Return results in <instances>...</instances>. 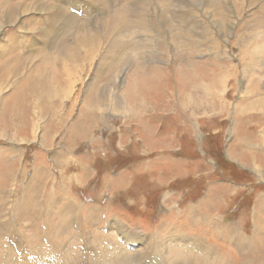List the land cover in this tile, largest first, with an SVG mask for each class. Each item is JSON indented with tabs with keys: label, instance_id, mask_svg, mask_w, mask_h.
Returning <instances> with one entry per match:
<instances>
[{
	"label": "rangeland",
	"instance_id": "rangeland-1",
	"mask_svg": "<svg viewBox=\"0 0 264 264\" xmlns=\"http://www.w3.org/2000/svg\"><path fill=\"white\" fill-rule=\"evenodd\" d=\"M38 1L0 0V25H3L0 29V85L6 77L5 81H10L14 76L35 84L33 80L38 74L40 77L46 76L42 57L46 55L48 46L37 29L46 27V19L57 11L65 15L72 12L77 0H42L52 6L51 12L29 11L16 21L27 4ZM144 1L143 6L134 9V14L99 9L92 11L90 18L87 17L85 30L90 29L94 34L104 28L102 31L108 38L116 29V39L122 41L119 48L122 59L114 60L118 63L110 65L105 72L87 71L89 75L85 82L90 85L95 79L90 89L93 93L89 95L90 90L85 92V84L78 85L79 102L76 108L72 107L71 101L63 103L65 114L62 121L50 114L44 116L41 123L49 122L46 126L48 129H45L46 136L51 133L50 124L53 130V134L46 137V142L42 129L35 136L33 130L27 127L19 130L17 121L11 122L14 112L10 107L15 106L16 100L17 104H27V116L33 115L30 107L38 92H30L31 95L24 93L16 98L11 88L2 94L0 101L5 102L4 106L9 105L8 111L2 109L3 116L0 115V132L7 130L6 135L0 136V264L19 259L18 246L47 249L45 254L51 257L46 262L60 264L59 259L61 263L63 259L49 253L54 245H61L64 250L72 252L74 258H78V264H107L110 260L103 256V249L111 252L113 247L121 245L133 262L135 256H139L138 248L143 244H153L151 252L156 255V240L167 239L173 233L188 238L191 245L195 242L200 244L205 250L200 252L196 247L180 242L181 251H174L170 264H260L264 261V131H261L264 119L260 124L258 122V118L261 119L264 114L261 111L252 114L257 123L250 124V127L256 129L255 133L253 128L247 129L249 124L246 128L239 124L249 115L234 114L237 106L244 107L257 100V94L250 93L248 98L245 91L256 93L264 90V79L262 86L259 79L255 81V85L259 84L258 89L249 87L254 75L255 78L264 77V67L249 70V75L244 79L235 78L231 71L220 70L217 63L226 60L222 57H217L215 68H212L209 62L216 59L217 51L209 47L212 44L209 32L218 34V27L208 16L199 13L200 16L194 18L172 17L171 9L180 8L181 2L186 0H177L175 8L171 5L175 0ZM218 1L219 6L224 3L223 0ZM231 4L236 9L237 18H230L228 12L220 8L219 16L225 25L228 22L233 24L230 21L237 19L230 36L224 37L227 32L217 35L220 49L231 48L230 43L239 37L238 30H241L245 38L259 46L264 57V2L243 0L240 3L231 0ZM192 6V10H201ZM112 11L120 14V17ZM161 11L165 12L164 16H161ZM4 19L11 24H3ZM103 19L107 20L100 26ZM184 22L188 23L187 26ZM249 24H258L256 34L260 36L251 38L253 31L247 29ZM69 27L58 38L53 55L47 59L53 78L60 70V54L67 48L78 50V41L74 39L79 37L77 32L80 29ZM139 29H142L141 33ZM137 41L140 47L135 50ZM116 42L114 40V47ZM178 48L181 49L180 56ZM232 53L233 60L238 63L237 47ZM15 59L16 64L10 65ZM96 64L95 61L94 66ZM189 64L191 71L185 70ZM14 68L17 70L15 73L12 72ZM205 68L212 69L207 72ZM162 71L166 72L163 76L160 74ZM92 73H97V76ZM217 74L225 78V84L214 85L213 94L220 97L218 102L226 103L227 110L207 112L208 105L214 100L213 94L206 95L208 100H200L201 95L192 91L190 85L202 78L211 82L213 75ZM116 78H120V82L112 85ZM129 83L134 85V92ZM183 88H188L193 95L184 98L181 94V90H185ZM194 96L199 100L195 107L182 106L183 102ZM261 96L264 97V93ZM54 99L58 100L53 98L51 101ZM140 99L147 100L141 113L137 110L143 103ZM89 100L90 103L98 102V111L95 108L82 110V101L87 106ZM126 104L131 112L137 110L135 115L124 114ZM69 107L70 112L67 111ZM77 126L88 129L85 137L71 130ZM55 130L60 133L57 137ZM11 135H16L17 139ZM241 136H253L258 142L251 143L247 139L249 143L238 144ZM234 154L239 157L235 158ZM128 230L135 231V234L130 233L131 237H127L125 232ZM134 238L141 243L136 245L137 248L130 240ZM126 239L131 245L124 243ZM84 242L89 244L86 247L92 249V259L88 257L86 247L76 255L75 245L78 244L80 249ZM40 260L37 257V261ZM17 262L23 263L21 260ZM138 262L154 264L151 259Z\"/></svg>",
	"mask_w": 264,
	"mask_h": 264
},
{
	"label": "bare ground",
	"instance_id": "bare-ground-1",
	"mask_svg": "<svg viewBox=\"0 0 264 264\" xmlns=\"http://www.w3.org/2000/svg\"><path fill=\"white\" fill-rule=\"evenodd\" d=\"M224 3H220L221 6H219V1L218 0H186L184 2H181V7L178 8V9H174L177 5V0H175L171 5L174 7L170 13L172 15V17H177L178 18H186L188 16L190 17H196L199 13L200 14H205L206 16H208V18L212 21V23L218 27V34L222 35L224 34V32H227L225 33L224 37L227 38V36H230L233 31L232 29H234L235 27V24H236V20L234 19L233 21H230L231 23L233 24H230L228 22V24H224L222 23V19H221V16H219L221 10L220 8H224L228 13L227 15L231 17L234 16V18H237V12H236V9L232 7V4H231V0H223ZM222 1V2H223ZM239 1L240 3L243 1V0H237ZM71 2V1H70ZM227 2V3H225ZM250 2H264V0H250ZM9 3V2H8ZM11 3V2H10ZM14 3V2H13ZM72 3V2H71ZM150 3V2H149ZM6 4V3H5ZM51 4V2H50ZM145 4V1L144 0H77L75 1L74 3V6L72 7V12H70L69 14L65 15L63 14L62 12H58L55 13V14H52L51 16H49L48 19H46V27H41L40 30H38L39 34L45 38V45L48 46V51L46 53V55H44L42 57V60L44 63V67H46V76H43V77H40V74H38L36 76V78L33 80V82L35 84L32 83H28V82H25L21 80H18V78H13L10 79V81H5L7 79H4L0 85V99L2 97V94L5 93L8 89H11L13 88V91H14V96L17 98L18 95H22L24 93H29V95H31L32 93H35V92H38V95L36 97V100L33 102V104H31V109L33 110V115L32 116H27V104L26 103H20V104H17V100L16 102H14L15 106H11V112H14V114H11L12 115V121L11 122H14V121H17V125L19 124V130L23 129L22 127H27L31 130H33V133L35 134V136L37 135V131H39L40 129H42L45 133H44V139H45V142H46V137L49 138L50 135L53 134V130L51 128V124H50V134L46 136V131L45 129H48L46 126L47 124H49V122L45 121L44 124L41 123L42 119L44 118L45 119V115L46 114H50L52 115L53 117H55V119L58 118V120H63L64 118V114H65V110H64V107H65V103L66 101H71L72 103V107L73 108H76L77 106V103L79 102V96L77 95L78 92H79V88H78V85H86V88H85V92L89 91L92 87V85L94 84L95 82V79H93V81L90 83V85H88L85 80L87 79V75H89L88 72H92V71H95V70H98V71H106L108 70V68L110 67V65L114 64V63H118V62H115V61H120L122 59V54L120 55L119 54V48L121 49V42L117 41L116 39V34L118 32H116V29L115 31L113 32V34L111 36H113V38L110 37H106L105 35V32L102 31L104 28H100L99 30H97L96 34H94V32H92V30L90 29H86L85 30V24L87 23L86 22V19L87 17L90 16V14H93L92 11H95V10H99V9H103L104 12L105 11H111V10H119V11H127L129 14L133 11L134 9H136L137 7H141ZM179 4V3H178ZM254 4H257V3H254ZM8 5V4H7ZM10 5V4H9ZM26 5V4H25ZM59 5V4H58ZM70 5V4H69ZM194 5L196 7H199L201 10L199 9H195V10H192L191 9V6ZM253 5V4H252ZM4 6V5H3ZM18 6V5H17ZM28 6V7H27ZM61 6V5H60ZM5 7V6H4ZM21 7V6H20ZM62 7V6H61ZM193 7V6H192ZM58 8V7H56ZM64 8V7H63ZM52 6L49 5L48 3H46L45 1H38L37 3L35 4H30V5H26V9L22 12H20L19 16L16 18V21H18L20 19V17L26 13H28L29 11H37V12H40V13H48V12H51L52 11ZM125 9V10H124ZM167 9V8H166ZM139 10V9H138ZM178 11V12H177ZM223 11V10H222ZM225 11V12H226ZM68 12V11H67ZM113 12V11H112ZM138 12V11H137ZM141 12V11H140ZM239 12V11H238ZM82 13V14H81ZM114 13V12H113ZM123 13V12H121ZM127 13V15H128ZM136 13V12H135ZM142 13V12H141ZM139 13V15L141 14ZM223 13V12H222ZM263 13V12H262ZM112 14V13H111ZM115 14V13H114ZM224 14V13H223ZM5 15V14H4ZM115 15H118V14H115ZM124 15V14H123ZM135 15L138 16V14L136 13ZM143 15V14H142ZM165 15V12L164 11H161V16H164ZM2 16V15H1ZM7 16V14H6ZM5 16V17H6ZM47 16V15H46ZM120 17V14L118 15ZM137 16H135V18H137ZM200 16V15H198ZM241 16V15H240ZM41 17V16H40ZM91 17V16H90ZM89 17V18H90ZM119 17H118V20H119ZM129 17V16H128ZM134 17V16H133ZM171 17V18H172ZM223 17V16H222ZM2 18V17H1ZM15 18V17H14ZM44 18V17H43ZM103 18V17H102ZM117 18V17H115ZM113 18V19H115ZM127 18V17H126ZM139 18V17H138ZM142 18V17H141ZM146 18V17H145ZM144 18V19H145ZM158 18V17H157ZM202 18V16H201ZM224 18V17H223ZM3 19V18H2ZM8 19V18H7ZM2 20V23L3 24H7L8 23V20ZM28 20L30 18H27ZM26 19V20H27ZM33 19V18H32ZM94 19V18H93ZM131 19V17H130ZM159 19V18H158ZM15 20V19H14ZM27 20V21H28ZM31 20V19H30ZM107 19H103L101 20V22L99 23L100 26L102 23L106 22ZM133 20V19H132ZM146 20V19H145ZM150 20V19H149ZM176 20V19H174ZM193 20V19H192ZM206 20V19H204ZM88 21V20H87ZM110 21V19L108 20ZM117 21V19H116ZM115 21V22H116ZM135 21V20H133ZM140 21V20H139ZM180 21V19H179ZM178 21V22H179ZM181 21H184V20H181ZM186 21V20H185ZM200 21V20H199ZM227 21V20H226ZM14 22V21H13ZM33 22V21H31ZM30 22V24H31ZM137 22H138V19H137ZM144 22V21H143ZM148 22V21H147ZM153 22V21H152ZM192 22V21H191ZM16 23V22H15ZM114 23V22H112ZM135 23V22H134ZM150 24V21L148 22ZM176 23V22H175ZM186 23V26H187V22H184ZM195 23V22H194ZM197 23V21H196ZM206 23V22H205ZM257 23H262V22H257ZM8 24H11V23H8ZM13 24V23H12ZM89 24V23H88ZM128 24V22H127ZM137 24V23H136ZM140 24V23H138ZM142 24V23H141ZM153 24V23H151ZM23 27L25 26V24H23ZM105 25V24H104ZM143 25V24H142ZM183 25V24H182ZM202 25V24H201ZM209 25V24H208ZM207 25V26H208ZM258 24H254V25H247V29L250 30V31H253V34L251 35V38L256 35V36H260V34H256V29L258 28L257 26ZM264 25V24H263ZM69 26H74V27H77L78 30L80 29L76 39H74L75 41L77 40L78 41V50H74V49H71V48H67L66 51H63L60 55V70L58 71V75L56 78H53V72H51V70H49V61H47V59H50L51 56L53 55V50H54V45L55 43L57 42L58 38L64 34V32L68 29H70ZM90 26V24H89ZM118 26V25H117ZM130 26V25H129ZM145 26V25H144ZM185 26V25H184ZM200 26V25H199ZM198 26V27H199ZM261 26V25H260ZM21 27V26H20ZM114 27V26H112ZM128 27V25H127ZM133 27V25H132ZM135 27V26H134ZM137 27V26H136ZM155 27V26H154ZM206 27V26H204ZM3 28V25H0V29ZM37 28V27H36ZM147 28V26L145 27V29ZM185 28V27H184ZM193 28V27H192ZM190 28V29H192ZM196 28V27H195ZM264 28V26H263ZM129 29V28H128ZM152 29V28H150ZM188 29V28H187ZM201 29V28H200ZM206 29V28H205ZM105 30V29H104ZM123 30V29H122ZM126 29H124L123 31H125ZM142 29H139V32L141 33ZM178 30V29H177ZM18 31V30H17ZM138 31V30H137ZM195 31V29H194ZM262 31V30H260ZM148 32V31H147ZM150 32V31H149ZM239 32V37L232 43H230L232 45L231 48H227L225 50H221L220 49V43H219V40L217 38V35L216 33L210 31V37H209V40H210V43H212L211 45L209 44V47L210 49H214L217 51V54H216V59L215 60H212L209 62V65H212V68H215V63H216V60H217V57L218 59L219 58H224L226 59L224 62H218L217 63V67L222 70V71H231L234 73L235 75V78H246L247 75H249V70H252V69H256V70H259L260 68L259 67H264V57L261 56V49L259 48V46L252 40L248 39L247 37L245 38L244 37V34L241 33V30H238ZM11 33V32H10ZM29 31L26 30V34H28ZM67 33V32H66ZM65 33V34H66ZM104 33V34H103ZM108 33V32H107ZM128 33V32H126ZM139 33V34H140ZM247 33V32H246ZM245 33V34H246ZM249 33V31H248ZM259 33V32H258ZM9 34V33H8ZM22 34V33H21ZM130 34V32H129ZM143 34V33H142ZM152 34V32H151ZM156 34V32H155ZM153 33V35H155ZM193 34V33H192ZM196 34V33H195ZM76 35V34H75ZM109 35H110V32H109ZM120 35V34H119ZM144 35V34H143ZM146 35V34H145ZM149 35V33L147 34ZM152 35V36H153ZM158 35V34H157ZM181 35V34H180ZM11 36V35H10ZM32 36V35H31ZM151 36V35H149ZM191 36V35H190ZM203 36V35H202ZM28 37V36H26ZM37 37V36H36ZM76 37V36H75ZM196 37V36H195ZM200 37V36H199ZM204 37V36H203ZM12 38V37H11ZM33 38V37H32ZM110 38L112 39L110 42ZM125 38V37H124ZM2 39V38H1ZM42 39V38H40ZM122 39V38H121ZM139 39V38H138ZM141 39V38H140ZM155 39V38H154ZM190 39V38H189ZM193 39V38H192ZM8 40V39H7ZM114 40L116 42L115 44V47L113 46L114 45ZM149 40V39H148ZM157 40V39H156ZM165 40V39H164ZM206 40V39H204ZM1 41V40H0ZM13 41V39H12ZM25 41L30 43V41L25 38ZM36 41V40H35ZM39 41V40H38ZM155 41V40H154ZM196 41H198L196 39ZM14 42V41H13ZM41 42V41H40ZM156 42V41H155ZM158 42V40H157ZM194 42V40H193ZM225 42V41H224ZM227 42V41H226ZM43 43V42H42ZM135 43V42H133ZM138 43V41H137ZM163 43V42H162ZM61 44V42L59 43ZM110 44V45H109ZM154 44V42H153ZM199 44V43H198ZM228 44H229V41H228ZM34 45V44H33ZM149 45V44H148ZM222 45V44H221ZM9 47V45H7ZM18 46V45H17ZM17 46L15 48H17ZM110 46H113L112 48H110ZM125 46V45H124ZM152 46V45H151ZM164 46V45H163ZM166 46V45H165ZM203 46V45H202ZM134 47V46H133ZM140 47L139 43L136 45L135 50L138 49ZM168 47V46H167ZM181 47V46H180ZM186 47V46H185ZM184 47V48H185ZM189 47V46H188ZM187 47V48H188ZM191 47V46H190ZM196 47V46H195ZM223 47V46H222ZM237 47L238 49V56H239V64L236 63L234 60H233V49ZM7 48V47H6ZM5 48V49H6ZM15 48H14V51H15ZM73 48V47H72ZM127 48V47H126ZM125 48V50H126ZM146 48V47H144ZM193 48V47H191ZM225 48V47H224ZM124 50V51H125ZM128 50V49H127ZM131 50V49H130ZM155 50V49H153ZM183 50V49H182ZM1 51V49H0ZM129 51V50H128ZM178 51L180 52L179 53V56L181 53V49L178 48ZM58 53V51H56ZM135 53H137L136 51H134ZM214 52V51H213ZM121 53V52H120ZM161 53V52H160ZM190 53V52H189ZM8 54V53H6ZM6 54L3 58L6 57ZM19 54V53H18ZM134 54V53H133ZM145 54V53H144ZM126 55V54H125ZM132 55V53H131ZM141 55V54H140ZM16 56V55H15ZM13 56V57H15ZM19 56V55H17ZM16 56V57H17ZM124 56V55H123ZM144 56V55H143ZM182 56V55H181ZM11 57V56H10ZM55 57V56H54ZM58 57V56H57ZM128 57V56H127ZM140 57V56H139ZM12 58V57H11ZM22 58V57H21ZM184 58V57H183ZM8 59V58H6ZM17 59V58H16ZM13 60L11 61L12 64L10 65H13V64H16ZM129 59V57H128ZM140 59V58H139ZM2 59L0 58V61ZM20 60V59H19ZM54 60V59H53ZM115 60V61H114ZM184 60V59H182ZM7 61V60H6ZM9 61V60H8ZM23 61V60H22ZM96 61V66H94V62ZM139 61V60H138ZM19 62V61H18ZM53 62V61H52ZM20 63V62H19ZM54 63V62H53ZM9 64V62H8ZM56 64V63H55ZM9 65V66H10ZM53 65V64H52ZM117 66V64H115ZM240 65V66H239ZM2 66V65H1ZM0 66V67H1ZM8 66V65H7ZM56 66V65H55ZM59 66V65H58ZM113 66V65H112ZM14 67V66H13ZM119 67V65H118ZM117 67V68H118ZM173 67V66H172ZM241 67V74L239 73V68ZM211 68V69H212ZM51 69V68H50ZM53 69H55V67H53ZM59 69V68H58ZM141 69V68H140ZM184 69V68H183ZM191 65H187L186 69L187 71H191ZM194 69V68H193ZM210 68H205V70L208 72L211 70ZM3 71V68L1 69ZM12 70V69H11ZM41 70V69H40ZM56 70V69H55ZM163 70V69H162ZM181 70V69H180ZM9 71V70H8ZM17 71V70H16ZM15 71V68L14 70H12L13 73L16 72ZM138 71V70H137ZM147 71V70H145ZM164 71V70H163ZM160 72L161 76L165 75L164 73L166 72ZM168 71V70H167ZM10 72V73H12ZM44 72V71H43ZM102 72V74L104 73ZM144 72V70H143ZM57 73V72H56ZM55 73V74H56ZM131 73V72H130ZM135 73V72H134ZM192 73V72H190ZM6 74V73H5ZM94 74V76L96 77L97 73H92ZM2 75V74H1ZM105 75V73H104ZM136 75V74H135ZM135 75H132V76H135ZM146 75V74H145ZM148 75V74H147ZM150 75V73H149ZM148 75V77H149ZM154 75V74H153ZM10 76V74H9ZM27 76V75H26ZM32 76V75H31ZM137 76V75H136ZM135 76V77H136ZM159 76V75H158ZM181 76H184L183 74H181ZM194 76V75H193ZM230 76H232V74H230ZM256 75H254L253 78L250 79V89L253 90V88H256L258 85H255V81L257 82V80L259 79L260 81V84H261V81L264 79V77L262 76L261 78H255ZM34 77V76H33ZM134 77V78H135ZM147 77V76H146ZM151 77V76H150ZM229 77V76H227ZM130 78V77H129ZM139 78V77H138ZM142 78V77H141ZM9 79V78H8ZM117 79V78H116ZM131 79V78H130ZM136 79V78H135ZM146 79V78H145ZM183 79V78H182ZM205 78H202V79H199V80H196L192 85H190V88L192 89V91L196 92L197 94L201 95L200 97V100L201 99H205V100H208V98L206 97V95H209V94H213V87L214 85H216L217 87L218 86H222L225 84V78L223 76H221L220 74H217V75H213V77L211 78V82H208L206 79L204 80ZM110 80V78H109ZM2 81V80H1ZM113 81V80H112ZM130 81V80H129ZM134 81V80H133ZM182 81V80H181ZM120 82V78L117 79L116 81H114L112 83L117 85L118 83ZM131 82V81H130ZM184 82V81H183ZM264 82V81H262ZM140 83V82H139ZM130 84V83H129ZM128 84V85H129ZM132 84V83H131ZM130 84V85H131ZM138 84V83H136ZM185 84V83H184ZM183 84V86H184ZM114 85V86H115ZM132 86V85H131ZM134 86V85H133ZM130 87V88H133ZM141 86V85H140ZM139 86V87H140ZM186 86V85H185ZM262 86V84H261ZM235 87V85H234ZM115 88V87H114ZM129 88V87H128ZM137 88V86H136ZM36 91H33L35 90ZM127 89V88H126ZM138 89V88H137ZM140 89V88H139ZM185 90H181V94L183 95L184 98H188V97H191L193 95L192 92L188 91V88H183ZM258 89V88H256ZM261 90V88H259ZM112 90H113V87H112ZM133 92L135 91L134 88L132 90ZM262 92H259V90L255 93L253 91V93L251 92V90L249 91H245V95L249 98V94L251 93L252 95L254 94H257L258 97H257V100H253V102L251 103H248L246 106H237L235 108V112L234 114L237 113V115H242L244 116L245 114L246 115H249L248 118L246 120H243L241 123V126H245V128L247 127V125L249 124V128L247 129H252L254 130V133H255V128L253 126L250 127V124H256L257 121H254V117H253V113H260L259 111H261L263 114H264V97L261 96L263 95L264 93V90L262 89L261 90ZM31 92V94H30ZM93 93V90H90L89 92V95L90 93ZM137 92V91H136ZM132 93V92H131ZM137 94V93H136ZM26 95V94H25ZM130 95V94H129ZM132 95V94H131ZM127 96V95H126ZM139 96V95H137ZM131 97V96H130ZM53 98H58L57 99H54L53 102L51 101V99ZM213 98L214 100L208 105V108H207V112H212L214 111V109H219L221 112H224L227 110V107H226V103L223 102V101H220V97L216 96L213 94ZM139 99V98H138ZM170 99V98H169ZM20 100V98H19ZM186 100V99H185ZM189 100V99H188ZM42 101H44L42 103ZM47 101V102H46ZM132 101V100H131ZM140 101L142 102L143 100L140 99ZM144 101H147L146 99ZM144 101L142 103V106L138 107L137 110H140L139 112L141 113L143 111V109H141L143 107V104H144ZM61 102V105L59 104ZM83 102V106H82V110L85 108L86 110H90L92 108H95L99 109L98 107V102H94V101H91L90 103V100H89V104H87V106H85L84 104V101ZM199 100L194 96L192 97L189 101L187 102H183L182 103V106L184 107H189L191 108L192 105L195 107V104L198 103ZM249 102V101H248ZM5 103V102H3ZM2 103V101H0V115H2V109L4 111H8V103L4 106ZM51 103H54L53 105H51ZM85 103H88V101L85 100ZM130 103V102H129ZM116 105L118 104L117 102L115 103ZM133 106V105H132ZM21 108V109H20ZM20 109V110H19ZM123 109V108H122ZM124 109H125V113L126 115H129V114H133L135 115L136 111H133L131 112L130 111V106H128L127 104L124 105ZM184 109V108H183ZM10 111V110H9ZM68 112L71 111V107L68 108L67 110ZM139 113V114H140ZM155 113V112H154ZM26 117V118H25ZM31 117V119H30ZM43 119V120H44ZM264 119V117H262L261 119L258 118V122L260 124V122ZM54 121V119H53ZM240 122V121H239ZM1 126H5L7 128V126L5 124H1ZM13 126V125H12ZM88 126V125H87ZM54 127H55V124H54ZM86 127V125H85ZM4 128V127H3ZM2 128V129H3ZM17 128V126H16ZM26 130V129H25ZM58 130V129H57ZM55 130L54 131V134H56L55 137H57L60 133ZM74 133H79L81 136L83 134V137H85V133H88L86 132L88 129L85 128V130L83 129V126H77V128H74L71 129ZM137 130V129H136ZM27 131V130H26ZM261 131H264V128L263 130ZM7 134V130L5 133L3 132H0V136L2 135H6ZM12 136V135H11ZM135 136V135H134ZM139 136V135H138ZM245 136H241L240 139L238 140L239 143L238 144H241L242 142H247L246 140H250L252 141L251 143L253 142H258L256 139H253L252 137L253 136H249V137H245ZM12 138H15L17 139L16 135L12 136ZM263 138V137H261ZM260 138V139H261ZM142 139V138H141ZM144 139L145 136H144ZM142 140L144 146L147 145V143L145 142V140ZM20 140V139H19ZM264 140V139H263ZM9 142V141H8ZM249 143V142H247ZM43 144V142H42ZM251 145H256V144H251ZM251 150V149H250ZM251 154H253L251 152ZM235 158L239 157L238 155L234 154ZM239 159V158H238ZM81 205V204H80ZM189 215V214H188ZM116 220V219H115ZM109 222V221H108ZM124 226V225H123ZM202 226V225H201ZM128 229V228H127ZM120 232V230H119ZM123 233V232H122ZM130 233L131 234H135V231L133 230H128L125 232V235L127 237H131L130 236ZM139 233V232H138ZM145 234V233H143ZM141 235V234H140ZM181 235V234H180ZM16 236V235H15ZM139 236V235H138ZM186 236V235H185ZM136 237V236H135ZM140 237V236H139ZM138 238V237H137ZM146 239V238H145ZM132 241V243H135L134 247H136V245L140 244L141 243L139 242V240H135L134 239H130ZM129 240H125V244H128V245H131L130 242H128ZM137 242V243H136ZM180 242H185V245H189L190 243H192L188 238L186 237H180L178 234L176 233H173L171 235H169L167 237V239H161V240H156V244L158 245L157 247V253L156 255H153V253L151 252L153 250V244H151L149 242V245H145L143 244L141 246V248H138V251H139V256L134 258L133 262H131V258L130 256H127V253H125V248H123V246L121 245H117L115 247L112 248L111 252L106 249L103 251L102 254L103 256L106 257V259L110 260L109 263L107 264H139L138 261H140L141 259H144V260H148V259H151V261L154 262V264H170L172 261H173V255H174V251H181V247L179 245ZM91 243V242H90ZM123 243V242H122ZM200 243V242H199ZM13 244V243H12ZM81 244V243H80ZM89 245L88 243H83L80 247V249L78 248V244L77 246L75 245V250H77V253L76 255L78 254V251L80 252L81 249L82 251H84L85 247ZM182 245V244H181ZM191 245V244H190ZM93 246V245H92ZM91 246V247H92ZM133 246V244H132ZM191 246L193 247H196L200 252H203L205 249L198 243H194L192 244ZM98 248L99 245L97 246ZM17 250H19V259H15L14 261H9L7 264H19V262H17V260H21L23 261L22 264H49V262H46L47 260L50 261V257H48V254H45L46 250H35L34 248H21L20 246H18L16 248ZM65 248L62 247L61 245H54V246H51L50 247V251L49 253H52L53 255H59L63 261L61 263L60 259H59V262L60 264H78V258H74V254L72 252H69L68 250H64ZM114 249V250H113ZM209 249V248H208ZM94 250H98L96 247L94 248ZM183 250V249H182ZM57 252V251H60V253L56 254L54 253ZM175 251V252H176ZM86 252L89 253V256L90 259H92V257L90 256V254L92 253V249L91 248H88L86 247ZM85 252V254H86ZM108 253H111V254H108ZM51 254V255H52ZM80 254V253H79ZM84 254V256H86ZM100 254H101V251H100ZM155 254V253H154ZM83 256V254H81ZM80 255V257H81ZM37 257H40L41 260L40 261H37ZM167 257H169L166 262V259ZM89 259V258H88ZM256 260V258H254ZM257 260H262L261 258H258ZM41 261H45V262H41ZM82 261V260H81ZM101 261V260H100ZM254 261V260H253ZM82 263V262H81ZM143 264V263H141ZM176 264V263H175ZM250 264H254V263H250ZM260 264H264V261L261 262Z\"/></svg>",
	"mask_w": 264,
	"mask_h": 264
}]
</instances>
